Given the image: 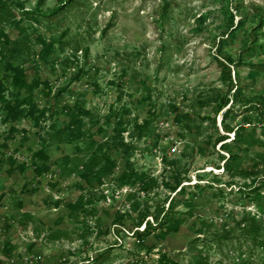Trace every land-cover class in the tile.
<instances>
[{
  "label": "rangeland",
  "instance_id": "rangeland-1",
  "mask_svg": "<svg viewBox=\"0 0 264 264\" xmlns=\"http://www.w3.org/2000/svg\"><path fill=\"white\" fill-rule=\"evenodd\" d=\"M4 2L0 62L14 61L40 80L33 92L38 114L52 103L58 113L48 111L37 123L26 104L18 120L4 121L6 100L26 96L13 79L5 81L0 243L16 253L41 254L38 264H137L143 257L154 264L160 253L185 264H264V245L241 234L239 225L246 216L264 221V143L246 149V142L234 139L241 124L248 126L240 130L246 135L264 122V0ZM6 39L9 47L18 42L14 53ZM230 58L234 110L223 119L218 108L229 82L220 61ZM77 105L91 108L101 123L112 109L124 114L123 136L132 144L131 165L120 150H111L117 165L94 186L80 172L58 175L56 162L86 143L60 141L50 125L62 128L71 118L67 106ZM145 120L149 128L136 133V121ZM87 121L93 130L101 124ZM226 123L234 127L229 142L243 155L240 168L229 169V156L216 143ZM12 126L17 130L11 133ZM43 146L52 165L38 176L34 155ZM124 170L145 177L121 183ZM179 181L184 189L173 191ZM80 196L88 212L72 216L67 204ZM173 197L172 214L184 220L180 232L139 240L128 226ZM148 244L155 247L146 258Z\"/></svg>",
  "mask_w": 264,
  "mask_h": 264
},
{
  "label": "trees",
  "instance_id": "trees-1",
  "mask_svg": "<svg viewBox=\"0 0 264 264\" xmlns=\"http://www.w3.org/2000/svg\"><path fill=\"white\" fill-rule=\"evenodd\" d=\"M7 7V3L4 2V0H0V12H8V10H6ZM42 13L45 14L46 12L43 11ZM6 40V43H8L7 47H9L10 40ZM16 45H18L17 41L13 42V45L9 47L10 53H14L16 51L14 47ZM220 62L222 66L223 77L229 82L228 93L222 98L221 105L218 108V111H224L223 119H225L228 117L229 113L234 110V108L230 105V102L235 84L231 69L232 59L230 58L228 60H221ZM9 79H13V83L18 89V94H26V96L19 100L18 97H16V99L6 100L5 81ZM39 85L40 80H37L36 78L33 80L30 79L29 75L26 72V69L23 66L19 64L17 65V63L14 61H9L5 64V66L3 65L2 61L0 62V101L6 100V114L4 115V121L15 122L16 120H18L24 114V105L26 104L30 105L31 107L29 112H27V110L26 112L29 115L34 116L37 123L45 118L48 111H50L52 114L58 113V111H55L56 103H52L51 105H47L44 108V111L39 112L38 114L37 107L34 104L33 92L36 88L39 87ZM239 93L240 90L237 88L235 90V94ZM59 94V91L55 94L56 99ZM259 102H261L260 105H264V100H260ZM67 109L70 112V121L62 128H58V125L55 122H52L50 125L51 129L55 130L52 136L60 141L69 143L84 141L86 145L85 147H81L80 144L77 143L76 150L78 151V154H76L75 156L67 155L62 160V162H56V164L61 167V171L58 173V175L67 176L80 172L81 176L83 177V181L88 185L94 186V183L96 181L103 182L104 178L107 177V174L111 172L113 170V167L117 165V158L111 153V150H120L122 152L123 158L127 159V165L129 163V165H131L130 151L132 149V144H129V142L125 141L123 136V133L126 131L125 124H127V121L124 118V114H121L120 112L116 113L112 109L106 115L104 122L101 123L98 115H94L91 108L77 105L76 107L67 106ZM114 114L117 116L115 120L112 119ZM119 115H121V117L118 118ZM177 116L179 117V114ZM87 118H89L93 125L100 123L101 124L96 128V130H93V126L88 125L89 122L87 121ZM148 123V120H145L143 123H139L136 121L135 132L141 133L142 131H145V129L149 128ZM258 125H260L259 127L261 128V131L259 133H262L264 135V122L261 124H254L252 130L246 135L242 134V131L240 130L245 131L247 130L248 126L246 124H241L237 128V131H235L236 136L234 139L237 141L246 142L248 145L246 149H250L256 144L264 143L263 140L257 136ZM249 126H252V124H250ZM111 129L113 134H111V137L107 138L106 134ZM16 130L17 128L15 126H12L11 133ZM233 130L234 127L226 123L224 126V133L216 141V143H221V146L223 147L222 150L225 151L229 156L228 158H225L226 164L229 169L232 168L231 166L233 164L235 168H240L243 163V155L240 153V151H236L234 145L229 142V133H231ZM5 146L8 147V144H5ZM83 151L86 152L85 156L81 155ZM34 156L36 158L34 164L36 175L42 176L43 174L51 170L52 163L49 162L50 156L47 153L45 146L35 152ZM23 168H25V166H23ZM144 177V172L135 170L129 172L127 170H124L119 177V181L121 183H127L135 181L137 179H142ZM181 183L182 182L179 181L178 184H171L172 190L176 191L178 188H181ZM206 185L207 184L205 183H200L198 187L203 189ZM183 189L184 187H182L180 190ZM174 200L175 199L173 197L169 204L164 203L157 206L155 212L152 213L151 216L149 215L150 218H148L149 216L145 214L143 218L138 220L137 223L128 226L129 229L133 230L134 235H136V237L142 241L145 240V238L147 239L151 236H155L156 238H163L167 234L180 232L182 225L184 224V220L174 218L172 214L175 207ZM67 205L69 213L72 216H76L78 212H88L87 208H85L84 196H80L75 201L69 202ZM190 205L193 206V203H191ZM259 210L264 215V205L262 203L259 204ZM242 224L243 227L241 226V234L245 235V237H248L249 239L259 241L261 245H264V221H262L261 219H257L256 217L246 216L241 221H239V225ZM121 227L123 226L121 225ZM121 245L122 244L120 243L119 246ZM149 246L150 247L149 251L147 252L146 258L152 255L151 251H153V248L155 247L154 245ZM112 247L113 246H109L108 248L107 246V249H110ZM145 247H147V245H145ZM4 249L8 254L15 252L14 250L10 249V246L8 245H5ZM103 255L104 253L101 252L100 254H97V257L102 258ZM137 262V264H148V261H146L144 257L141 258V260H137ZM154 264L185 263H181L179 260H176L169 256L167 253H160V257L156 260V262H154ZM188 264L193 263L189 262Z\"/></svg>",
  "mask_w": 264,
  "mask_h": 264
},
{
  "label": "built area",
  "instance_id": "built-area-1",
  "mask_svg": "<svg viewBox=\"0 0 264 264\" xmlns=\"http://www.w3.org/2000/svg\"><path fill=\"white\" fill-rule=\"evenodd\" d=\"M42 258L41 254L28 250L8 254L0 243V264H38Z\"/></svg>",
  "mask_w": 264,
  "mask_h": 264
}]
</instances>
